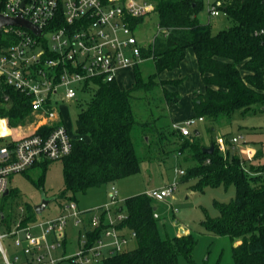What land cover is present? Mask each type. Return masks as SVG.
<instances>
[{
  "label": "trees",
  "instance_id": "1",
  "mask_svg": "<svg viewBox=\"0 0 264 264\" xmlns=\"http://www.w3.org/2000/svg\"><path fill=\"white\" fill-rule=\"evenodd\" d=\"M152 1L158 17V32L148 48L143 49V55L154 63L156 73L152 78L164 70L177 68L186 49L191 47L204 85L202 91L194 92L191 117L216 121L236 110L242 114L261 110L264 106V34L254 33L264 28V0H225L222 9L232 25L215 33L209 23H201L197 18L203 0ZM142 21L143 18H137L132 24ZM133 71L131 88H121L116 80H97L93 90L84 91L89 98L80 102L75 120V133L83 135L84 140H74L71 152L61 159L63 189L59 196L62 202L75 201L77 192L137 173L141 161L150 160L147 157L152 147L145 137L154 136L163 158L175 152L180 156L185 151L183 160L195 162L180 174V181L194 179L192 188L198 190L219 184L235 187L229 202H215L218 215L207 217L202 224L213 235H226L232 243L240 240L231 248L233 264H264V163L254 167L250 159L241 160L228 151L224 156L214 140L210 142L214 144V151L204 152L202 148L209 145L200 142L199 130L198 134L194 130L184 136L174 125H157L159 117L140 120L133 109L137 99L133 92L147 90L149 81H143L138 66ZM181 82L182 78L161 81L166 103L172 101L176 92L169 91L165 85L177 87ZM24 104L23 99L16 98L12 107L0 108V116H6L10 126L23 125L29 115V106ZM0 125L7 133L2 121ZM49 129L43 126L38 131ZM227 145L234 144L230 141ZM49 162H37L30 168L41 171L33 181L38 187L44 182ZM245 167L250 171L246 172ZM12 192L9 189L3 198L7 199ZM152 200L145 192L124 199L120 210L126 218L120 226L136 232V245L105 259L103 264H178L180 255L190 257L195 237L192 234L161 236ZM25 208L27 217L23 224L36 215L32 206L25 204ZM0 212L3 225L9 230L15 211L12 206L7 209L1 206ZM98 231L89 234L90 241Z\"/></svg>",
  "mask_w": 264,
  "mask_h": 264
},
{
  "label": "built area",
  "instance_id": "2",
  "mask_svg": "<svg viewBox=\"0 0 264 264\" xmlns=\"http://www.w3.org/2000/svg\"><path fill=\"white\" fill-rule=\"evenodd\" d=\"M224 2L208 0V18L225 15ZM154 9L152 0H0V14L20 17L39 30L36 33L15 24L0 27V108L8 109L21 98L29 106L26 121L33 124L30 131L22 133L20 125L10 126L8 118L0 116L8 130L0 131V199L9 191L10 176L37 162L61 160L71 152L74 140H84L66 126L61 112L64 104L75 102L85 90H93L97 80H116L119 69L134 68L149 59L143 49L154 37L149 44H141L135 34L141 22L133 25L132 21L144 19ZM259 33L264 34V28L254 34ZM202 121V116L189 117L174 127L187 136L190 127ZM43 126L50 129L39 132ZM240 138L232 136L230 141L234 144ZM216 145L225 151L222 136L217 137ZM250 151L247 149L249 157ZM176 186L173 182L146 193L153 200L163 201L173 196ZM109 197L86 218L75 201H66L59 214L47 218L35 215L25 224L26 208L18 205L11 228L0 233L5 263L11 264L1 243L6 235L13 236L27 264H103L112 255L126 251L136 232L120 226L126 214L120 210L124 200L118 197L115 186H111ZM153 215L158 217L156 212ZM69 220L79 232L78 249L55 256L53 251H63ZM97 230L90 241L89 234Z\"/></svg>",
  "mask_w": 264,
  "mask_h": 264
},
{
  "label": "rangeland",
  "instance_id": "3",
  "mask_svg": "<svg viewBox=\"0 0 264 264\" xmlns=\"http://www.w3.org/2000/svg\"><path fill=\"white\" fill-rule=\"evenodd\" d=\"M208 7V0H203V7L198 12L197 18L201 23H209L212 33L232 25V20L225 15L209 19ZM157 18V14L152 12L136 27L135 34L141 44L150 43L153 36L158 32ZM138 69L143 81L149 82L146 86L147 90L138 89L133 92L137 97L136 102H133V109L137 113V117L147 120L159 117L156 119L157 125H169L171 115L168 111V105L162 97V80L158 78L159 75L152 78L156 73L153 60L151 58L146 59L139 64ZM126 74L130 76V72ZM194 81L193 76L189 74L187 84L191 86ZM79 95L78 100L64 104L61 110L65 123L70 126L71 132L75 131V120L80 102L83 103L82 101L89 98L86 93H79ZM263 107H261V110L247 114H242L239 110H236L232 115L221 116L216 121H211L205 117L204 121L195 122L190 127V131L193 132L198 129L200 131V142L205 146L209 145L212 140L216 144L217 137L222 136L226 147L225 151H220V153L225 156L226 151H228L229 155H236L245 161L251 158L249 161L255 167L257 164L264 163ZM187 111H189L188 99L183 97L180 112L183 114ZM33 120L35 119L33 118ZM32 126L31 122L26 121L23 125H20V132L30 131ZM237 135H241L238 142L234 143L233 146L227 145L231 137ZM145 139L150 142L149 147H152L147 157L150 160H142L137 173L75 193V201L78 208L83 211L84 217H89L93 210L110 200L109 191L111 186H115L118 197L124 199L135 194L146 193L154 187L176 182L177 186L171 198L163 201L152 200V204L156 207L155 212L159 217L158 224L161 236L173 237L192 234L195 237L196 243L190 257L180 255L178 264H233L231 248L238 245L240 240H234L232 243V240L226 235H213L206 230L202 222L207 217L218 215L215 202H229L234 197L235 187L231 184L228 186L219 184L217 186L207 185L203 190L193 189L192 185L195 180L180 181L182 176L178 173L181 169L185 172L187 167L195 164L194 161L186 162L183 160L186 152L183 151L180 156L176 152L171 153L163 158L157 139L154 136H146ZM247 149L252 150L249 153L250 157ZM137 150L139 152V149ZM62 162L56 160L48 163L44 172V182L40 187L33 183L40 175L41 171L38 168L10 176L8 186L9 189H13V192L7 199L3 197L0 199V207L4 206L7 209V207L12 206L13 211H16L18 205L25 206V204H28L33 207L34 204L40 202L42 197H47L52 198V201L42 214L36 215L40 218H47L58 214L60 212V209L57 208L59 206L58 202L64 201L59 196L63 189ZM254 167L251 166V168ZM244 169L246 172L250 171L248 167ZM179 226L184 229L183 233L178 231ZM6 231H9L6 227H0V233ZM65 231L67 234L66 254H72L73 249H78V238L77 229L71 224L70 220ZM1 243L11 264H27L26 257L21 249L14 245L13 236H3ZM135 245V240H131L128 248ZM62 253V250L53 251L55 256ZM15 257H17V260L14 259ZM0 264H6L1 253Z\"/></svg>",
  "mask_w": 264,
  "mask_h": 264
},
{
  "label": "crops",
  "instance_id": "4",
  "mask_svg": "<svg viewBox=\"0 0 264 264\" xmlns=\"http://www.w3.org/2000/svg\"><path fill=\"white\" fill-rule=\"evenodd\" d=\"M133 69L134 68L126 67V68L119 69L117 71L116 82L118 83V85L121 88L128 89V88H131L133 86V84H134V71H133ZM127 72H130V76L129 75L127 76V74H126ZM189 74L191 76H193V78L195 80L194 84H192L191 86H189L187 84ZM158 78H160L161 80H170V79L173 80V79H181L182 78V82L177 87L172 86V85H168V84L165 85V87L169 91H175L176 92V96H174L172 101L169 103H166L168 105V111L170 112V115H171L170 116V119H171L170 125L180 124L185 119L193 116L194 114H193V110H192V98L194 96V92L202 91L204 88V85H203L202 80H201V76H200L198 69H197V61H196L194 50L191 47H188L186 49L185 57L181 61L180 65L173 70H164V71L160 72ZM183 97L188 99L189 111L181 114L180 108H181V102H182ZM135 114L137 115L136 112H135ZM140 120L143 121L145 119H140ZM65 124L70 129V126L67 125V123H65ZM196 130H198V129H196ZM154 188H159V187H154ZM151 189H153V188H151ZM121 199H123V198H121ZM62 203L58 202L59 206L57 208L60 209V211H61V204ZM76 204H77V202H76ZM77 206H78V204H77ZM180 228H182V227L179 226L178 229H180ZM78 234H79V232L77 231V238H78ZM70 243H71V241L69 242V244ZM66 245H67V243H65V245H64L63 253H66V248H67ZM77 246H78V240H77ZM75 250L76 249H73V252Z\"/></svg>",
  "mask_w": 264,
  "mask_h": 264
},
{
  "label": "water",
  "instance_id": "5",
  "mask_svg": "<svg viewBox=\"0 0 264 264\" xmlns=\"http://www.w3.org/2000/svg\"><path fill=\"white\" fill-rule=\"evenodd\" d=\"M4 24H15V25H22L25 27H28L32 30H34L36 33L39 32L38 28H36L34 25L29 23L28 21L20 18V17H7L5 15L0 14V27ZM264 109V107H263ZM199 131L196 130V134H198ZM202 150L206 153H212L214 151V144L210 143L208 147H203ZM8 190L4 193V195L8 194ZM52 201V198L42 197L39 203H36L33 205V210L37 215L42 214L44 209L48 206V204ZM156 207H154V210ZM179 232L183 233L184 229L180 228Z\"/></svg>",
  "mask_w": 264,
  "mask_h": 264
},
{
  "label": "bare ground",
  "instance_id": "6",
  "mask_svg": "<svg viewBox=\"0 0 264 264\" xmlns=\"http://www.w3.org/2000/svg\"><path fill=\"white\" fill-rule=\"evenodd\" d=\"M0 131H1L2 133H6V132L4 131V129L2 128L1 125H0Z\"/></svg>",
  "mask_w": 264,
  "mask_h": 264
}]
</instances>
